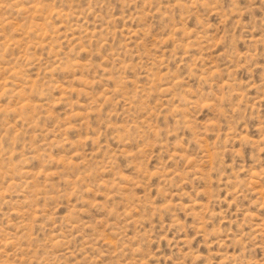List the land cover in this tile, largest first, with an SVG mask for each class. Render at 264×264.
I'll use <instances>...</instances> for the list:
<instances>
[{
    "label": "rangeland",
    "instance_id": "rangeland-1",
    "mask_svg": "<svg viewBox=\"0 0 264 264\" xmlns=\"http://www.w3.org/2000/svg\"><path fill=\"white\" fill-rule=\"evenodd\" d=\"M0 264H264V0H0Z\"/></svg>",
    "mask_w": 264,
    "mask_h": 264
}]
</instances>
